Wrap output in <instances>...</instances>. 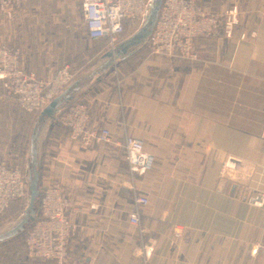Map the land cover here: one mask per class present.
<instances>
[{"label": "crops", "instance_id": "1", "mask_svg": "<svg viewBox=\"0 0 264 264\" xmlns=\"http://www.w3.org/2000/svg\"><path fill=\"white\" fill-rule=\"evenodd\" d=\"M67 4L28 0L12 18L0 11V46L19 49L22 68L38 78L67 64ZM198 4L216 17L236 8L231 35L219 29L197 39L201 61L159 57L155 67L141 64L148 40L140 59L143 44L126 50L139 30L110 49L105 40L89 39L80 11L93 50L70 84L76 89L69 104L88 107L91 127L115 133L122 122L128 136L143 141L155 165L135 181V192L121 187L127 170L119 147L84 146L55 121L44 122L35 141L37 122L31 123L20 151V113L40 112L22 111L0 89V161L17 168L30 161L31 168L35 158L38 190L58 186L78 206L68 212L82 229L68 246L70 264H144L130 257L138 229L115 219L135 210V196L148 199L138 209L141 227L158 235L157 253L145 264H264V207L251 203L264 194V0ZM225 167L239 175L221 181ZM22 220L0 219V264H54L27 255L25 227L7 235ZM173 229L182 237L174 238Z\"/></svg>", "mask_w": 264, "mask_h": 264}, {"label": "built area", "instance_id": "2", "mask_svg": "<svg viewBox=\"0 0 264 264\" xmlns=\"http://www.w3.org/2000/svg\"><path fill=\"white\" fill-rule=\"evenodd\" d=\"M28 0H0V11L8 18L21 11ZM150 0H83L81 11L87 36L93 41L105 40L110 49L125 35L124 22H134L147 11ZM236 8L225 7L219 17L208 15L198 0H163L148 39L149 55L141 64L155 67L156 59L168 57L183 61H201L202 56L194 48L196 40L208 38L219 31L230 36L237 25ZM244 31L241 35L245 37ZM251 37L254 33L250 34ZM21 52L17 48L0 46V89L5 101L16 104L26 113L41 112L59 96L75 79L77 71L65 64L51 78H38L33 70L22 68ZM89 109L84 104H72L55 118L68 130L69 138L84 146L115 145L120 148L119 162L126 167L127 177L121 187L136 191L135 181L148 175L155 165V158L145 150L141 139L127 135L125 124L117 122L115 133L108 128L91 127ZM227 171L239 170L225 167L221 181L232 180ZM28 197V182L22 171L0 161V215L14 201ZM257 207H264V194L251 199ZM148 199L135 196V210L119 211L116 221L138 229L140 243L135 245L130 257L144 264L157 253L158 235L141 227L138 209L146 207ZM78 206L69 203L58 186L45 188L39 195L33 224L25 238L26 253L31 258L54 264H70L68 246L81 233V227L68 219V212H77ZM174 238L182 237V231L172 230Z\"/></svg>", "mask_w": 264, "mask_h": 264}, {"label": "rangeland", "instance_id": "3", "mask_svg": "<svg viewBox=\"0 0 264 264\" xmlns=\"http://www.w3.org/2000/svg\"><path fill=\"white\" fill-rule=\"evenodd\" d=\"M83 0H68L67 4V13H68V45H67V64H70L73 66L75 71H78L79 68L85 67L89 62H91V59L88 57L91 55H88L93 50V44L91 42L87 41L81 26H83L82 19H81V4ZM151 2V0H150ZM147 11L145 14L138 20L134 22H129L128 26L125 30V36L124 38H127L129 35L135 34L138 30L143 28L147 23V16L149 12V5ZM63 28V25H62ZM123 39V38H122ZM147 47L146 43L143 44L139 52L135 55L138 59L142 58L144 56V50ZM88 55V57H86ZM91 58V57H90ZM38 120L37 115L33 116H24L20 113V136H21V143H20V151L25 146V140L29 138V131L31 130V123H35ZM30 161L25 162L23 165L18 166V168L22 171L23 175L25 176L27 182L28 180V174L30 173ZM41 193V190H39V195ZM39 198V196H38ZM38 201L35 202L34 209H37ZM28 203H29V191H28V197L18 202L17 204L11 205L7 208V210L0 215V219H8V217H14V219H27L28 215ZM28 230H25L23 233V238L26 236Z\"/></svg>", "mask_w": 264, "mask_h": 264}, {"label": "water", "instance_id": "4", "mask_svg": "<svg viewBox=\"0 0 264 264\" xmlns=\"http://www.w3.org/2000/svg\"><path fill=\"white\" fill-rule=\"evenodd\" d=\"M163 0H151L149 5V12L147 16L146 25L141 28L129 41L127 42L126 50L131 47H137L144 44L150 37L160 5ZM112 52V51H111ZM125 52V51H124ZM113 53H109L108 57H112ZM76 86L70 85L59 96L53 99L39 114L37 124L33 131L34 141L37 138L38 132L42 125L46 121H54L56 116L66 107H68L73 99ZM36 160L32 159L30 173L28 174V191H29V203H28V215L27 219H23L16 227H14L7 235H12L21 231L28 222H33L36 210L34 209L35 202L39 196L38 190V175L36 171ZM230 177V176H229Z\"/></svg>", "mask_w": 264, "mask_h": 264}, {"label": "bare ground", "instance_id": "5", "mask_svg": "<svg viewBox=\"0 0 264 264\" xmlns=\"http://www.w3.org/2000/svg\"><path fill=\"white\" fill-rule=\"evenodd\" d=\"M227 173H229L228 175L230 176V178L231 177H237V175H239L235 171H227Z\"/></svg>", "mask_w": 264, "mask_h": 264}, {"label": "trees", "instance_id": "6", "mask_svg": "<svg viewBox=\"0 0 264 264\" xmlns=\"http://www.w3.org/2000/svg\"><path fill=\"white\" fill-rule=\"evenodd\" d=\"M33 224V222H28L26 225H25V230H28L31 225Z\"/></svg>", "mask_w": 264, "mask_h": 264}, {"label": "flooded vegetation", "instance_id": "7", "mask_svg": "<svg viewBox=\"0 0 264 264\" xmlns=\"http://www.w3.org/2000/svg\"><path fill=\"white\" fill-rule=\"evenodd\" d=\"M135 53L133 52V55H134Z\"/></svg>", "mask_w": 264, "mask_h": 264}]
</instances>
